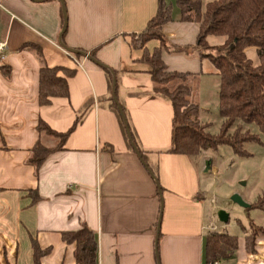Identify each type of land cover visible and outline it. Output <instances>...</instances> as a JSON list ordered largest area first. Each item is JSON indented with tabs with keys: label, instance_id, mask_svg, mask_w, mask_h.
<instances>
[{
	"label": "crops",
	"instance_id": "1",
	"mask_svg": "<svg viewBox=\"0 0 264 264\" xmlns=\"http://www.w3.org/2000/svg\"><path fill=\"white\" fill-rule=\"evenodd\" d=\"M169 1L172 20L162 32L172 45L193 46L198 24L181 21L175 0ZM157 7L158 0H0V264H34L32 241L44 251L40 264H77L75 243L64 241L62 232L82 225L96 237L98 264H207L206 234L229 226L217 211L233 210L211 199V170L204 172L202 155L164 152L173 109L153 92L150 67L129 44ZM211 37L207 42L216 45ZM24 44L39 47L47 66L74 69L68 97L40 105V64ZM145 46L152 51L159 41ZM162 59L169 70L206 73L208 59L196 52L163 51ZM104 68L118 73L116 98L145 159L128 147L116 115L97 101L107 96ZM88 101L92 107L62 147L36 167L33 147L58 144L39 133L38 122L63 133ZM235 235L237 249L216 264H264V237H257L252 254L243 233Z\"/></svg>",
	"mask_w": 264,
	"mask_h": 264
},
{
	"label": "trees",
	"instance_id": "2",
	"mask_svg": "<svg viewBox=\"0 0 264 264\" xmlns=\"http://www.w3.org/2000/svg\"><path fill=\"white\" fill-rule=\"evenodd\" d=\"M180 10V20L198 24V34L193 46L180 47L168 42L162 32V26L172 20L173 2L158 0L155 15L147 22L146 27L138 34L129 35L132 49L142 51L140 60L149 65V75L154 82L153 92L168 100L173 109L171 122L170 145L164 150L167 153L183 154L195 158L207 149L216 151L219 145H229L240 155H246L243 144L248 141H259V137L249 130H243L242 124H255L264 133V0H175ZM208 36H222L223 43L210 45ZM158 40L159 46L149 51L146 43ZM23 48L34 51L39 62V94L40 105L50 103L51 97H68L67 78L74 69L62 66L49 67L44 62L41 49L33 44H24ZM255 48L258 62L246 53V49ZM169 54H184L189 56L196 52L200 58H207L213 64L215 74L219 77L218 114L222 118L219 132L215 135L204 132L195 116L201 108L198 102L190 99L191 85L189 78L197 77L199 73L169 70L162 59V52ZM215 51V53H214ZM107 79V96L97 99L100 105L110 109L117 117L123 136L128 140L125 126L112 98L113 76L115 77V94L117 97L118 73L104 68ZM62 73V75H60ZM118 103L130 129L132 141L143 159L145 151L141 149L124 104ZM93 102L85 103L73 125L60 133L51 129L44 121L37 124L39 133L58 138V144L48 148L37 143L32 149L30 161L39 167L45 158L54 150L62 147L64 141L80 123ZM233 131H230L231 128ZM156 175V171L152 170ZM258 207L264 210V195L257 196L249 208ZM252 221V220H251ZM242 228L244 248L248 253L256 252V239L264 237V227ZM62 238L69 243H75L74 256L77 264H98L97 241L93 232L82 225L79 229L62 232ZM34 264H40L39 258L44 253L32 241ZM238 247V236L227 232L210 231L206 234L205 261L210 263L216 258L226 259L233 255ZM219 259V260H220Z\"/></svg>",
	"mask_w": 264,
	"mask_h": 264
},
{
	"label": "rangeland",
	"instance_id": "3",
	"mask_svg": "<svg viewBox=\"0 0 264 264\" xmlns=\"http://www.w3.org/2000/svg\"><path fill=\"white\" fill-rule=\"evenodd\" d=\"M223 41L222 36L210 38V42L216 45ZM246 53L254 63L258 62L255 48L246 49ZM213 67L210 60H206L203 67L206 70L205 75L189 78L188 83L191 85L190 99L198 102L201 108L195 120L204 127L205 133L215 135L219 132L222 118L218 114L219 77L213 72ZM242 127L243 130H249L259 137V141L243 144L246 155L235 153L229 145H219L216 151L207 149L201 154L205 161L210 160L213 166L209 171L212 179L208 181L210 190L214 193L211 199L217 207L222 208V205L227 204L233 210L230 213L229 226L225 230L229 234L242 232L240 225H243L246 231H250L252 227L257 229L259 225L255 221L264 225L263 209L243 208L230 200V196L238 192L251 206L257 196L264 195V133L253 123L242 124ZM233 129L232 127L230 131ZM219 259L216 258L210 263Z\"/></svg>",
	"mask_w": 264,
	"mask_h": 264
},
{
	"label": "water",
	"instance_id": "4",
	"mask_svg": "<svg viewBox=\"0 0 264 264\" xmlns=\"http://www.w3.org/2000/svg\"><path fill=\"white\" fill-rule=\"evenodd\" d=\"M63 11L65 13L64 6H63ZM64 15L66 17V14H64ZM65 24H66V22H64L62 31L65 29ZM65 49L68 50V51H71V52H76V53L81 52V51H74V50L66 48V47H65ZM81 53L87 55V53H84V52H81ZM115 82H116V80H115V77L113 76L112 98H113L114 102L117 104V107H118V109L120 111V114H121V117H122V120H123V123H124V126H125L126 134H127L128 140L130 142V145H131L132 149L136 152V154L138 156H141L140 152L138 151L137 147L135 146L134 142L132 141V137H131V134H130V129H129V126H128V122H127L126 117L124 115V112L122 111V109L120 107V104L118 103V100L116 98V95H115ZM210 167H211V161L210 160L205 161L204 172H208L210 170ZM230 200L233 203H235V204H237V205H239V206H241L243 208H249L250 207V203L247 202L246 200H244L242 198V196L240 194L236 193V192L233 193L230 196ZM216 215H217L219 221H221L223 223H227L229 221L230 214L225 209H219L217 211Z\"/></svg>",
	"mask_w": 264,
	"mask_h": 264
},
{
	"label": "built area",
	"instance_id": "5",
	"mask_svg": "<svg viewBox=\"0 0 264 264\" xmlns=\"http://www.w3.org/2000/svg\"><path fill=\"white\" fill-rule=\"evenodd\" d=\"M3 46H4V44L0 42V55H1V52H2V49H3ZM216 263H217V261H215L212 264H216ZM209 264H211V263H209Z\"/></svg>",
	"mask_w": 264,
	"mask_h": 264
}]
</instances>
